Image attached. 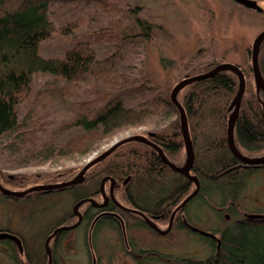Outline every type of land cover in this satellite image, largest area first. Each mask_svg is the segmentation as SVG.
Instances as JSON below:
<instances>
[{"label": "trees", "instance_id": "16d2710c", "mask_svg": "<svg viewBox=\"0 0 264 264\" xmlns=\"http://www.w3.org/2000/svg\"><path fill=\"white\" fill-rule=\"evenodd\" d=\"M92 5L97 9L89 11ZM73 13L76 15L69 18L68 14ZM101 15L103 18L109 16L106 22L101 21ZM127 17L126 8L109 0H0L1 159L17 168L86 154L115 132L166 121L174 111V120L144 135L161 146L174 163H185L180 117L170 94H161L146 76H140L138 83L132 84L128 72H125L126 67L134 66L129 63V44L137 47L140 41L151 40L157 25L140 17L129 24ZM128 30L138 39L129 40L127 37L132 34H128ZM56 32L64 33L63 36H69L68 33L81 36H77V41L62 56L46 55V50L42 52L43 44ZM135 53L137 57V49L132 50L131 56ZM261 53L259 60L264 72ZM216 64L210 65V68ZM242 70L246 89L235 125V142L243 154L262 156L264 91L260 90L258 94L255 88L247 89L252 69L249 66L246 69L242 67ZM47 76L50 78L46 79ZM37 79L44 82L34 89ZM82 84L89 87H82L83 98L78 99ZM52 87L59 92L60 99H75L80 109L78 113L77 109H70L69 112L75 116L54 128L49 127L46 113L34 112L33 109L39 105L43 112L47 110L45 101L51 98ZM238 89L237 74L222 70L187 84L177 94L188 115L195 150L191 173L200 180L199 192L181 211H186L194 199L202 198L220 213L218 206L226 204V195H236L244 189L248 182L246 178L264 169V163L235 167L241 160L231 152L227 132L230 105ZM128 94L136 101L134 105L127 103ZM66 102L72 104L71 101ZM30 105L32 107L25 111ZM65 132L66 136L62 137ZM69 171H53L37 177L43 183H54L71 176ZM87 171L83 182L66 188L32 191L21 198L0 192V197L29 201L70 191L75 192L79 201L98 195L102 179L109 176L116 181L115 194L120 203L144 213H163V218H169L174 208L195 188L192 180L173 170L154 147L142 141L119 145L106 159L95 163ZM0 181L4 186L8 183L19 188L31 183L27 178L6 174H0ZM217 192L225 196L220 205L212 203L208 197ZM227 208L233 214L237 213L236 202L232 201ZM105 209L117 211L129 226L132 223L148 225L141 215L124 210L115 202ZM118 217L103 216L98 224L110 222L118 226ZM184 229L187 230L186 227ZM199 235L208 240L213 248L212 253L202 259L154 249L130 250L129 253L136 264H264V217L245 216L236 220L221 231L219 248L216 240ZM7 241L12 240L3 239V242ZM11 245L16 264H48V252H31L24 244L27 257L24 263L18 245L12 242ZM53 263L58 264L55 259Z\"/></svg>", "mask_w": 264, "mask_h": 264}, {"label": "rangeland", "instance_id": "374dc122", "mask_svg": "<svg viewBox=\"0 0 264 264\" xmlns=\"http://www.w3.org/2000/svg\"><path fill=\"white\" fill-rule=\"evenodd\" d=\"M109 2L122 5L127 9L126 21L129 24L140 17L142 19L147 18L157 25L151 40H142L137 47L129 44V63L134 64V66L131 65L129 69L125 66V72H128L132 84L138 83L141 77L146 76L152 80L151 84L157 91L161 94H170L173 86L179 80L186 76L206 72L211 69L210 65L214 63L228 62L240 66L241 69L242 67L246 69L249 66L252 69L251 49L253 41L264 30V0L258 1L263 8L262 11L246 7L235 0H109ZM80 5L82 2L79 3ZM96 9L97 7L92 5L89 11ZM98 11L102 13L99 7ZM74 15L76 13L68 14L69 18ZM108 17L103 18L101 15V21L106 22ZM127 33L132 34V31L128 30ZM63 34L56 32L50 40L43 44L42 52L44 53L46 50V55L57 54L62 56L77 41V36H81L77 33H68L69 36H66L67 34L63 36ZM127 38L129 40L138 39V36L132 34ZM134 49H137V57L136 53L135 56H131ZM253 75L252 70L248 76L247 89L255 88ZM48 78L50 77L47 76L46 79ZM42 80L37 79L35 81L34 89L41 87L44 82ZM82 87L88 88L89 86L81 85L78 91V99L83 98ZM50 94L51 98L44 100L48 105L45 112L41 110L39 105L33 108L34 112L46 113L49 127H60L62 122L72 119L74 114L69 112L70 109L75 108L74 110L77 109L76 113L80 112L76 102H74L75 99H60V94L54 87L51 88ZM126 99L129 105L136 103L130 94L127 95ZM66 101H71L72 104ZM31 107L32 105L26 107L25 111ZM171 115V118L166 121H157L115 132L100 141L94 149L86 154L79 153L55 161L17 168L11 167L9 163L5 162V159L0 157V174L27 178L31 182L24 188L4 183L7 188L13 190H24L36 184H47L38 177L53 171L63 173L70 170L71 176L62 181L70 180L92 158L108 149L117 140L132 134L144 135L149 131H155L161 124L174 120V111ZM64 136H66V132L63 133L62 137ZM109 180L105 181L104 187L106 195L110 199L108 203L115 202L125 210L127 205L112 199ZM246 180L248 182H246L243 190L237 192L236 195H226L225 205H220L225 199V196L220 192L208 196L212 203L220 205L218 206L220 213L212 208L211 204L205 203L202 198L194 199L185 211L191 221L190 224L213 232L219 237L223 229L232 225L236 220L247 216V214L264 213V169L255 171ZM115 185L113 192L116 197ZM76 196L75 192L60 191L39 200L14 201L0 197V228L23 237V244H26L31 252L40 254L41 251H51L53 262L55 259L58 264H136L133 256L129 253L130 250L154 249L159 252L197 259L205 258L213 251L209 241L199 234L193 233V231L172 226L169 232L161 234L158 231V233L151 231L146 226L134 225L133 223L129 226L125 221L123 224L122 216L118 215L119 213L115 210L111 211L115 212L117 217L119 216L118 221L120 223L118 226L110 222L98 224L102 218L94 223L93 219L86 218V215L83 216V212L85 214L86 212L88 214L94 213L96 212L94 211L95 208L99 207L100 209L104 205L95 206L91 201H86L80 205L79 211L82 214V219L78 226L60 231L59 241L65 244H53L55 239L48 237L56 225L70 226L78 220L79 216L73 210L74 205L78 202ZM92 198L99 204L104 201L101 188L100 193ZM232 201L236 202L238 208L235 214L227 208ZM182 208L178 209L174 215L173 210L169 218H161L158 221V226L163 230L167 229L170 221L173 223L174 216L180 214L179 211ZM138 214L144 218L147 216L152 220L146 213H144L145 216ZM60 222L63 224L60 225ZM47 241H49L48 244H46ZM11 242L16 244L14 241ZM11 242L0 243V264H16L12 257ZM24 250H19V252L21 260L25 263L27 257ZM47 256L49 264V255Z\"/></svg>", "mask_w": 264, "mask_h": 264}, {"label": "water", "instance_id": "95a60500", "mask_svg": "<svg viewBox=\"0 0 264 264\" xmlns=\"http://www.w3.org/2000/svg\"><path fill=\"white\" fill-rule=\"evenodd\" d=\"M235 1L246 6V7L257 9L259 11H262V9H263L262 6L260 4H258L257 0H235ZM263 40H264V30L261 31L256 36V38L253 41V46L251 49L252 69H253L254 78H255V81L257 84V93L258 94H259L260 90L264 91V76L261 72L260 63H259L260 46H261V43ZM222 70H231V71L235 72L239 78V89H238V91H237V93H236L235 97L233 98L231 105H230L231 116H230L229 121H228V132H227V139H228V144H229L230 150L234 156H236L238 159L241 160V163L236 165L235 167H239L241 165L251 166V165L263 164L264 163V155L256 156V157L247 156V155L243 154L238 149V147L236 145V142H235V125H236V121L238 119V116L240 114L242 99H243V95H244L245 89H246V78H245V74H244L243 70L240 68V66L233 64V63L222 62V63L217 64L216 66H214L213 68H211L210 70H208L206 72L191 75V76H186V77L182 78L173 86V88L170 92V100L172 101V103L174 104V106L176 107V109L178 110V113H179L181 132L183 135L184 145H185V150H186V160H185V163L183 165H178V164L174 163L172 160H170L168 158V156L165 154V152L161 146H159L156 142L149 139L146 135L137 133V134H132V135L126 136V137L114 142L112 146H110L108 149L104 150L103 152H101L100 154H98L97 156L92 158L87 164H85L84 167L79 171V173L74 178H72L70 180H66V181H62V182H56V183H48V184H36V185L30 186L24 190H13V189L7 188L0 181V191L6 195L21 198V197H24L25 195H27L28 193H30L32 191H37V190L48 191V190H53V189H61V188H65V187H68V186L76 184V183H80L83 181L85 172L87 171V169L89 167H91L95 163L103 160L105 157H107L109 154H111L119 145H121L125 142H128V141H142V142H145V143L151 145L152 147H154L159 152V154L162 157V159L164 160V162L166 164H168L173 170L184 174L185 176H187L190 180H192L195 183L194 190L175 208V210L173 212V215H174L178 209L182 208L200 190L199 178L196 175L191 173V169H192L194 161H195V150H194L193 140H192V137L190 134L188 115H187V112H186L184 106L182 105V103L178 99L177 94H178L179 90L181 88H183L184 86H186L187 84H189L193 81H196V80H200V79L205 78V77H209V76H211L217 72H220ZM263 104H264V102H263ZM108 179L111 180L110 195L114 201L119 202L116 199V197L114 196V192H113L114 191V185H115L116 181L107 176L102 180V183H101V190L103 193L104 201L101 204H99L92 197L79 200L74 205V209H73L74 213L79 216L77 222L74 223L73 225H70V226H65V225L59 226L49 235L48 238L51 239L58 232H60L62 230H66V229H71V228H74V227L79 225V223L82 219V214L79 211V207L82 203H84L86 201H91L92 204L95 206L106 205L109 202V196L106 195L104 187H105V181ZM121 206H123V205L121 204ZM126 209L134 211V212H138V213L142 214L143 216H145V214L143 212H141L137 209H132L129 207H126ZM247 216L252 217V218L264 217V213H249V214H247ZM145 218L147 219L148 223L152 227H154V229H156L158 232H160L161 234H166L172 228V221H170L169 227L167 229L163 230L156 223H154L152 220H150L147 216ZM188 226L193 231H195L201 235L211 237L212 239L216 240L218 243L217 244L218 248L220 247L221 240L215 233L210 232V231H206L204 229L193 226L191 224H188ZM0 239H10L18 245V248L20 251L24 250L23 240L18 234L12 233L10 231H3V232H0ZM48 242L49 241H47L46 244H48ZM48 255H49V264H53L51 251L48 252Z\"/></svg>", "mask_w": 264, "mask_h": 264}, {"label": "flooded vegetation", "instance_id": "af4514ba", "mask_svg": "<svg viewBox=\"0 0 264 264\" xmlns=\"http://www.w3.org/2000/svg\"><path fill=\"white\" fill-rule=\"evenodd\" d=\"M257 1H260V0H257ZM263 1V0H262ZM259 4V3H258ZM259 11V10H258ZM263 31V30H262ZM264 40L262 41V43H261V46H260V52H262L261 54H262V58L264 57ZM259 56H260V53H259ZM259 63H260V60H259ZM260 68H261V63H260ZM261 72H262V74H263V76H264V72H263V69L261 68ZM253 77H254V75H253ZM254 82H255V89L257 90V84H256V81H255V78H254ZM109 201H110V199H109ZM108 205H109V203H108ZM108 205L106 204V205H104L103 207H100V209H99V207H97V208H95L94 209V211H96V212H94V213H90V214H88L87 212H86V214L83 212V216H85L86 218H90V219H93L94 220V223L98 220V219H100V218H103V216H106V215H108V216H113V217H117V214L115 213V212H113V211H111V210H109V209H105V208H107L108 207ZM180 212V211H179ZM96 214V215H95ZM99 214H100V216H99ZM151 219H152V221L154 222V223H156L157 225H158V221L161 219V218H163V213H159V212H156V213H146ZM146 222H147V228L148 229H150L151 231H154V232H157V230L156 229H154V227H152L149 223H148V221H147V219L146 218H144V217H142ZM122 221H123V224H124V220L122 219ZM191 223V221L189 220V217H188V215H187V213L184 211V210H182L181 212H180V214H177V215H175L174 216V218H173V227L174 226H176V225H178V226H180V225H182L183 227H182V229H184L185 227L187 228V230L189 229L190 231H193L192 229H190L189 228V226H188V224H190ZM59 225H57L56 227H54V229H53V231L58 227ZM3 231H9V230H5V229H1L0 228V232H3ZM52 231V232H53ZM11 232V231H10ZM51 232V233H52ZM193 232H195V231H193ZM158 233V232H157ZM197 233V232H196ZM61 233L60 232H58L53 238L55 239V241H54V243L53 244H65L64 242H61V241H59V239H60V235ZM7 240H9V239H7ZM3 242V239H0V243H2ZM126 243L127 244H129V242L128 241H126Z\"/></svg>", "mask_w": 264, "mask_h": 264}, {"label": "bare ground", "instance_id": "6f19581e", "mask_svg": "<svg viewBox=\"0 0 264 264\" xmlns=\"http://www.w3.org/2000/svg\"><path fill=\"white\" fill-rule=\"evenodd\" d=\"M253 70V69H252Z\"/></svg>", "mask_w": 264, "mask_h": 264}]
</instances>
